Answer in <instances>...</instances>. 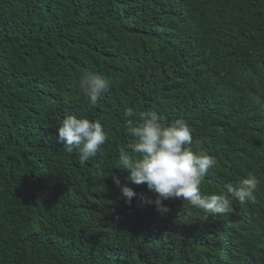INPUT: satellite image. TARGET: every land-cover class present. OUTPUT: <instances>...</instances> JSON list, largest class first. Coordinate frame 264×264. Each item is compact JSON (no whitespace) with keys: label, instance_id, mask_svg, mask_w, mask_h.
Here are the masks:
<instances>
[{"label":"trees","instance_id":"16d2710c","mask_svg":"<svg viewBox=\"0 0 264 264\" xmlns=\"http://www.w3.org/2000/svg\"><path fill=\"white\" fill-rule=\"evenodd\" d=\"M255 54L264 57V0H0V264H264ZM232 70L236 85L212 87ZM87 71L111 81L94 107L78 88ZM126 108L155 111L164 126L185 118L193 151L216 159L202 193L253 173L254 204L205 218L183 199L163 201L166 212L141 199L156 194L116 165L121 147L133 154ZM73 113L109 133L88 161L58 142ZM113 175L137 192L131 204Z\"/></svg>","mask_w":264,"mask_h":264},{"label":"clouds","instance_id":"9594fccd","mask_svg":"<svg viewBox=\"0 0 264 264\" xmlns=\"http://www.w3.org/2000/svg\"><path fill=\"white\" fill-rule=\"evenodd\" d=\"M255 56L264 62V57ZM235 73L232 70L226 72L227 77L218 76L212 87L226 90L236 85ZM263 75L264 69L260 68L259 77L264 78ZM78 88L89 107H94L101 95L111 88V81L100 72L87 71L80 77ZM64 102L68 103L67 97ZM124 115L129 118L125 134L133 138L130 145L133 154L121 147L116 165L130 171L127 180L137 185L147 184L148 189L156 194L155 201L144 194H140L141 199L147 203L154 202L161 212L167 211L163 201L183 199L193 208L201 210L205 218L232 211L238 201L254 204L261 180L253 173L236 183L227 184L226 192L202 193V182L209 169L216 165V159L205 151H193L192 129L185 118L180 117L170 126H164L157 112L152 110L134 112L132 108H126ZM56 128L58 142L64 150L78 152L82 161L95 157L109 138L105 126L87 115L69 114ZM224 172L231 175L232 168ZM112 179L120 188L121 197L131 204L133 197L137 196L135 189L128 183H122L117 175H113Z\"/></svg>","mask_w":264,"mask_h":264}]
</instances>
